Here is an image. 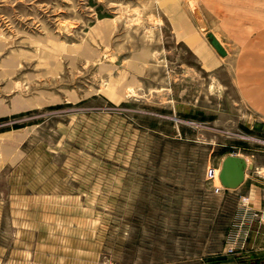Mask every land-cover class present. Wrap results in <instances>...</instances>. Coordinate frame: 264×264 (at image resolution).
Here are the masks:
<instances>
[{
  "label": "rangeland",
  "instance_id": "obj_1",
  "mask_svg": "<svg viewBox=\"0 0 264 264\" xmlns=\"http://www.w3.org/2000/svg\"><path fill=\"white\" fill-rule=\"evenodd\" d=\"M211 2L0 0V264H264V80L239 79L264 48ZM227 154L250 168L215 192Z\"/></svg>",
  "mask_w": 264,
  "mask_h": 264
},
{
  "label": "bare ground",
  "instance_id": "obj_2",
  "mask_svg": "<svg viewBox=\"0 0 264 264\" xmlns=\"http://www.w3.org/2000/svg\"><path fill=\"white\" fill-rule=\"evenodd\" d=\"M208 7L211 11V14L219 20H222L225 23H233L236 26H240L243 23L254 24L257 30V35H264V0H212ZM165 8L169 12V15L172 18L173 24L176 30L178 31V34L183 37H186V40L194 46V49L200 55H203L205 49H203L200 44H197L195 38L190 35L191 30L189 28V24L184 18L183 13L179 10L178 6L171 4L166 5ZM194 14L196 13L194 12ZM259 47L264 48V38L261 39L259 42L257 40H253L249 44L250 51H254ZM239 62L248 67L264 66V56L252 52L250 55L240 58ZM246 78H251L257 83H260L264 80V76L261 74L239 76V79L241 80H245ZM242 91L249 97H260L262 95L264 96V94L259 93L260 90H258L257 88L248 90L243 88ZM216 171L217 170H215V182L217 184H220V180L219 183L216 181Z\"/></svg>",
  "mask_w": 264,
  "mask_h": 264
},
{
  "label": "water",
  "instance_id": "obj_3",
  "mask_svg": "<svg viewBox=\"0 0 264 264\" xmlns=\"http://www.w3.org/2000/svg\"><path fill=\"white\" fill-rule=\"evenodd\" d=\"M210 43L221 55L225 54L219 42L211 35ZM247 168H250V165L242 156L235 154L225 155L221 160L218 174L221 186L225 189L237 188L244 181Z\"/></svg>",
  "mask_w": 264,
  "mask_h": 264
},
{
  "label": "crops",
  "instance_id": "obj_4",
  "mask_svg": "<svg viewBox=\"0 0 264 264\" xmlns=\"http://www.w3.org/2000/svg\"><path fill=\"white\" fill-rule=\"evenodd\" d=\"M250 1H253V0H250ZM255 1V0H254ZM255 37H257V41L259 42L261 39H263L264 38V35H256ZM259 38H260V40H259ZM258 85V84H257ZM258 90H260L259 91V93L261 94H264L263 92V90H262V88H261V86L259 87V86H257L256 87ZM245 180H246V178L244 179V181L237 187V188H241V186H242V184L245 182ZM255 192H256V190L255 189H251L248 193H247V199H250L251 197H250V195H252V194H255ZM260 198V197H259ZM253 199V198H252ZM253 202V201H252ZM253 208H255V209H258V210H260V212H261V215H262V218L259 220V221H257L254 225H253V227L256 229V230H252L253 232H252V235H251V237H250V241L248 242V245L249 246H255L257 243H256V241L254 242V236H255V234L257 235V234H260V233H262L263 234V229H264V216H263V214H264V208L262 207V205H261V199H259V201H254V203H253ZM254 235V236H253Z\"/></svg>",
  "mask_w": 264,
  "mask_h": 264
},
{
  "label": "built area",
  "instance_id": "obj_5",
  "mask_svg": "<svg viewBox=\"0 0 264 264\" xmlns=\"http://www.w3.org/2000/svg\"><path fill=\"white\" fill-rule=\"evenodd\" d=\"M215 170L216 169H213V168H209L207 173H206V177L207 179L211 180L212 183L214 184L213 185V188H214V191L215 192H219L221 191L222 189H224L220 184H217L215 182ZM240 215H241V219H242V225L243 227L246 229V231L250 228V224L252 222V220L254 219V217H256V213L248 208H241V211H240Z\"/></svg>",
  "mask_w": 264,
  "mask_h": 264
}]
</instances>
